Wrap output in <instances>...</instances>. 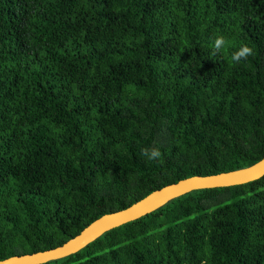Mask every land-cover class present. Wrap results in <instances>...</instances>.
<instances>
[{
  "label": "trees",
  "instance_id": "obj_1",
  "mask_svg": "<svg viewBox=\"0 0 264 264\" xmlns=\"http://www.w3.org/2000/svg\"><path fill=\"white\" fill-rule=\"evenodd\" d=\"M241 45L254 54L234 65ZM263 157L264 0H0V260ZM42 264H264V177Z\"/></svg>",
  "mask_w": 264,
  "mask_h": 264
},
{
  "label": "water",
  "instance_id": "obj_2",
  "mask_svg": "<svg viewBox=\"0 0 264 264\" xmlns=\"http://www.w3.org/2000/svg\"><path fill=\"white\" fill-rule=\"evenodd\" d=\"M264 177V157L248 168L215 176H191L175 183L153 190L144 198L121 210L103 214L91 220L78 230V233L59 245L30 254L13 255L0 260V264H42L56 260L83 248L104 232L136 221L153 213L169 201L192 191L223 189L246 185Z\"/></svg>",
  "mask_w": 264,
  "mask_h": 264
},
{
  "label": "clouds",
  "instance_id": "obj_3",
  "mask_svg": "<svg viewBox=\"0 0 264 264\" xmlns=\"http://www.w3.org/2000/svg\"><path fill=\"white\" fill-rule=\"evenodd\" d=\"M229 45V41L224 36H218L215 38L212 45V55H217L222 52ZM253 49L247 45H241L240 48L231 53L230 59L234 65L240 64L242 61H247L252 56ZM141 155L146 156L150 161H159L161 158V151L157 148H143L141 149Z\"/></svg>",
  "mask_w": 264,
  "mask_h": 264
}]
</instances>
